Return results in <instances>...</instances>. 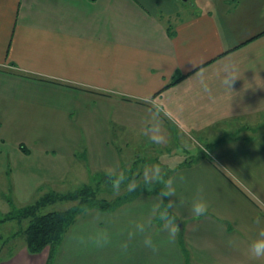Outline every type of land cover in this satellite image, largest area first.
Instances as JSON below:
<instances>
[{"label": "crops", "instance_id": "1", "mask_svg": "<svg viewBox=\"0 0 264 264\" xmlns=\"http://www.w3.org/2000/svg\"><path fill=\"white\" fill-rule=\"evenodd\" d=\"M258 24L228 27L217 11L195 3L160 13L143 0H0V225L37 177L52 190L70 163L81 173L121 169L112 136L152 145L143 121L151 102L162 103L171 113L162 145L173 138L212 145L168 171L171 199L184 201L171 210L176 238L150 215L159 194L141 193L113 210L77 215L58 247H45L50 264H264L248 252L264 227ZM225 66L238 77L231 89L221 82ZM222 137L231 138L228 146ZM200 185L209 210L196 217L189 209ZM149 236L155 251L144 244ZM22 250L25 264L33 257L26 244Z\"/></svg>", "mask_w": 264, "mask_h": 264}, {"label": "rangeland", "instance_id": "2", "mask_svg": "<svg viewBox=\"0 0 264 264\" xmlns=\"http://www.w3.org/2000/svg\"><path fill=\"white\" fill-rule=\"evenodd\" d=\"M143 2L146 3L151 9L160 13H168L169 10L176 12L183 9V7H188L190 3H195L196 6L201 5L204 7H209L211 10L217 11V13L223 17V19L228 24V27L233 26L237 29H243V25L248 26L255 25L257 23H259L258 25L261 26L264 25V0H143ZM235 7H237L236 11H229V9L231 10ZM263 123L264 122H261V124ZM228 130L233 129L228 128ZM123 138L125 143H123L119 138L116 140L113 136L111 138L112 144H114L118 150V161L120 163L121 169L125 171L128 177H135L140 185L139 188L144 189L147 191V193H153L156 191L159 194L163 185L160 183L145 185L143 183L142 177L145 165L158 163L168 174V171L173 169L179 163L185 161L186 159H189L188 161H190L197 156L204 154L206 150H210L212 148V145H209L205 141H201L199 144L185 138H179L176 141L173 138L166 145H151L148 143V141H145L142 138L134 135L124 134ZM222 138L226 139L220 144L225 147L228 146V141L229 139L231 140V138ZM79 146L80 145H78V147ZM79 153H81V151ZM77 167V163H70L69 168L64 167L62 173L63 183L61 184L56 182L57 184L54 186V183H52V187L49 186L52 188V190L44 189V186L41 185V183L42 180L45 179L41 177L40 181V179L35 176V178L37 177L38 181L37 185L30 188L29 193L20 191V194L25 196L22 197L23 199L18 197H15V199L13 198V204L11 205L9 211L11 212L13 210H18L20 208L18 204L22 203V201L25 202L28 200L27 203H25L26 205L35 202V200H37L46 192L55 191L57 193H67L74 191L83 185L94 186L98 181L101 182L99 190L100 192L98 195L101 198L110 200L127 193V182L125 185L121 186V190L118 194L113 192L108 179L106 180L103 178L106 175L105 173L108 168L99 167L90 169V171L85 169V173H81ZM141 193L146 192L142 191ZM2 203L3 202L0 201V205ZM71 205V201L57 200L44 206L42 208V212L51 210H64L69 208ZM2 210L4 212L5 209L0 208V213ZM26 224V220L19 221L15 219H9L6 220L4 224L0 225V264H24L22 257L25 256V252L22 250V247L25 246V238L22 234V230ZM46 247L47 249H50L49 245ZM45 249L46 248L44 247L38 252H29V255H32L33 258L27 260V263L25 264H50V251H47L48 253L44 254Z\"/></svg>", "mask_w": 264, "mask_h": 264}, {"label": "clouds", "instance_id": "3", "mask_svg": "<svg viewBox=\"0 0 264 264\" xmlns=\"http://www.w3.org/2000/svg\"><path fill=\"white\" fill-rule=\"evenodd\" d=\"M238 77L235 75V68L225 66L222 76V84L231 89L233 82ZM207 90V86H205ZM171 119V113L166 109L162 103L151 102L150 107L147 109V115L144 118L142 126V134L145 135L152 144L162 145L166 142L167 137L165 134V128L163 126V118ZM106 177L111 184L114 193H119L121 186L125 185L127 191L134 192L140 187L135 177H128L124 170L118 166L110 167L106 170ZM143 183L150 185L153 183H160L163 185L159 192L160 204L156 205L151 216L155 218V221L161 226L162 230H166L169 240H174L179 232V224L174 215L171 214V210L179 205H183L184 201L179 200L177 204L172 197L176 196V188L174 185V178L167 175L162 169L160 164L145 165L143 170ZM204 187L200 185L196 189V194L192 199L190 212L196 217L205 216L208 213L209 206L203 198ZM164 198H169L167 203L164 202ZM260 224V218L257 217L255 221ZM153 223L152 219H149L147 225L144 222H138L135 227L139 233H144L146 227ZM144 244L147 247L156 250L152 238L146 237ZM126 247V245H125ZM249 256L253 260L264 259V227H260L255 237L250 241L248 248Z\"/></svg>", "mask_w": 264, "mask_h": 264}, {"label": "trees", "instance_id": "4", "mask_svg": "<svg viewBox=\"0 0 264 264\" xmlns=\"http://www.w3.org/2000/svg\"><path fill=\"white\" fill-rule=\"evenodd\" d=\"M178 78L172 82H175ZM192 161L194 160H190L184 164L191 163ZM103 178L108 179L106 175ZM100 186L101 182L98 181L94 186L83 185L67 193L46 192L35 202L21 206L18 210L11 211L4 219L26 220L27 224L22 230V234L24 235L26 248L29 252H38L48 245L53 252L59 245L64 232L73 223L77 215L83 214L90 209L110 211L124 202L132 200L142 191L147 193V191L138 187L134 192L127 191V193L115 199L108 200L98 196ZM57 200H68L72 202V205L64 210L42 212L44 206ZM164 202L166 203V198H164Z\"/></svg>", "mask_w": 264, "mask_h": 264}, {"label": "water", "instance_id": "5", "mask_svg": "<svg viewBox=\"0 0 264 264\" xmlns=\"http://www.w3.org/2000/svg\"><path fill=\"white\" fill-rule=\"evenodd\" d=\"M182 1H187V0H182ZM177 223H178V221H177Z\"/></svg>", "mask_w": 264, "mask_h": 264}]
</instances>
